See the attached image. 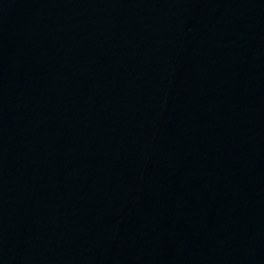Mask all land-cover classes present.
Returning a JSON list of instances; mask_svg holds the SVG:
<instances>
[{
  "label": "water",
  "instance_id": "obj_1",
  "mask_svg": "<svg viewBox=\"0 0 264 264\" xmlns=\"http://www.w3.org/2000/svg\"><path fill=\"white\" fill-rule=\"evenodd\" d=\"M0 264H264V0H0Z\"/></svg>",
  "mask_w": 264,
  "mask_h": 264
}]
</instances>
